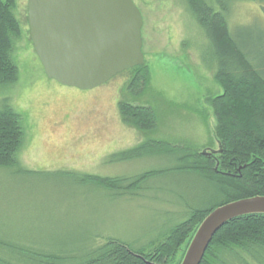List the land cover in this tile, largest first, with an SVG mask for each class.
<instances>
[{"label":"rangeland","instance_id":"374dc122","mask_svg":"<svg viewBox=\"0 0 264 264\" xmlns=\"http://www.w3.org/2000/svg\"><path fill=\"white\" fill-rule=\"evenodd\" d=\"M133 2L143 19L146 86L129 88L132 75L121 73L82 90L45 75L29 36L27 0H15L20 32L13 37L12 50L19 78L0 89V107L8 103L21 112L26 131L17 156L20 166L0 167L4 257L38 264L41 254L75 253L96 235H110L138 248L170 224L181 203L179 195L190 203L207 202L202 196L205 185L187 182L173 170L146 180L133 194L115 195L94 183L83 184L79 177L128 176L173 167L175 162L161 153L113 156L146 138L207 152L219 148L212 100L223 89L208 63L207 40L185 0ZM228 22L248 53L264 60V0L234 1ZM121 101L152 108L157 129L142 132L124 123Z\"/></svg>","mask_w":264,"mask_h":264},{"label":"trees","instance_id":"16d2710c","mask_svg":"<svg viewBox=\"0 0 264 264\" xmlns=\"http://www.w3.org/2000/svg\"><path fill=\"white\" fill-rule=\"evenodd\" d=\"M234 1L185 0L207 40L208 63L214 66V79L223 89L212 100L218 122L215 128L218 150L207 152L146 138L113 156L125 159L140 153H161L175 165L128 176L79 174L83 184L94 183L118 195L133 194L146 180L173 170L184 175L187 182L205 185L206 194L202 196H207V202L200 200L194 204L179 195L181 203L177 214L169 219L170 224L154 232L138 248L110 235H96L75 253L62 257L43 253L38 264H179L194 232L210 211L237 199L264 196V60L262 57L255 60L245 42L231 31L228 15ZM14 7L15 0H0V89L11 87L19 78L12 50L13 37L20 32ZM142 65L122 72L132 75L129 88L141 90L146 86L149 71ZM118 107L124 123L142 132L157 129L156 113L149 106L121 101ZM25 131L21 112L8 103L0 107V167L20 166L17 156ZM0 264L23 263L0 252ZM200 264H264V214L234 218L221 226Z\"/></svg>","mask_w":264,"mask_h":264},{"label":"water","instance_id":"95a60500","mask_svg":"<svg viewBox=\"0 0 264 264\" xmlns=\"http://www.w3.org/2000/svg\"><path fill=\"white\" fill-rule=\"evenodd\" d=\"M29 36L48 78L82 90L144 63L143 19L133 0H27ZM264 214V196L215 207L194 232L179 264H200L230 220Z\"/></svg>","mask_w":264,"mask_h":264}]
</instances>
